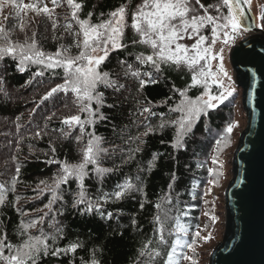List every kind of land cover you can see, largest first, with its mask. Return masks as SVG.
<instances>
[{
    "label": "snow or ice",
    "instance_id": "snow-or-ice-1",
    "mask_svg": "<svg viewBox=\"0 0 264 264\" xmlns=\"http://www.w3.org/2000/svg\"><path fill=\"white\" fill-rule=\"evenodd\" d=\"M250 3L251 0H213L206 6L201 0H136L135 3L133 0H122L107 12L97 14L94 11L96 5H93V10L84 12L86 0H0V15L5 9H10L3 20L13 21L10 26L0 22V62L11 58L21 73L35 67L26 85H31L33 81L43 85L48 75L47 90L38 101H33L34 107L29 110L28 123L32 124V128L28 129V134L32 139L49 137L48 151L43 152L44 163L58 166L50 181L41 180L33 189L36 195L30 197L37 199L49 194L43 208L36 209L43 215L26 222L21 219L15 243L9 240L6 229L0 231V264H42L48 257L75 254L82 247L80 243L73 242L64 247L57 244L64 233L57 216L64 214L67 205L65 196L72 195L71 208L80 215L96 213L101 219L111 220L113 213L105 212L104 205L134 193H143L144 181L140 173L145 168L138 166L135 177L126 176L111 191L103 190L104 177L118 173L125 165L135 161L136 154L146 143L144 138L149 134L162 133L171 128L174 130L173 139L169 142L171 147L177 152L187 150V138L201 117L210 119L211 111L234 96L233 77L224 63L225 51L252 30L245 23L252 19L247 7ZM38 20L47 21L46 31L51 32V40L57 45L54 52L46 51L40 43L36 30ZM260 20L262 23L256 26L264 28V16ZM17 33L22 34L23 39ZM65 37H70L71 42L64 43ZM186 40L192 43L183 42ZM113 52L124 53L123 58L117 60L119 71L104 69ZM167 71L181 72L188 77L183 88L173 84L170 89L172 95L163 102L168 113L176 114L171 117L154 110L155 106L146 97L141 99L144 88L158 83ZM57 79L60 82L53 85L51 81ZM3 84L0 77V93L7 97ZM192 89H197L198 94L190 96ZM109 90L112 103H108L106 97ZM60 93H63L64 100L62 108L42 109L46 101L55 105V97ZM177 94L178 100L174 99ZM121 97L124 101L131 98L134 102V109L129 113L131 125H125L119 133L114 125L113 132L122 144L106 147L105 138L96 134L95 125L110 119L103 109H117L121 106ZM168 101H173V104H168ZM65 109L69 112L74 109L75 114L58 115ZM37 110L44 112L42 123H33ZM152 118H157L158 123L153 124ZM20 119L16 117L18 132L24 127L18 123ZM54 120L59 121V127H50ZM131 127L137 129L135 134L129 131ZM237 128L239 122L235 120H227L219 130L205 128L214 143L209 155L211 166L205 161L196 164L197 168H206L208 176L202 199L211 195L212 187L219 186V180L224 175L221 156L231 146L232 134ZM77 130L78 134L73 136ZM69 138L79 148L80 159L76 163L57 158L56 140ZM24 139L25 136L17 139L16 152H20ZM29 151L34 153L39 150L29 145ZM17 158L12 157L13 160ZM155 159L154 156L148 163V170L153 167ZM108 160L112 161V166H103ZM20 171L17 165L10 180L0 182V209L15 207L19 203L21 197L9 201L8 194L16 191ZM89 177H95L101 185L95 196L88 194L84 183ZM171 179L175 181V173ZM71 182L76 183L75 191L71 189ZM197 187V183L193 182V198ZM168 188L172 190L173 183L170 182ZM163 199L167 204H173L170 195ZM205 203L208 201L205 200ZM154 207L161 209L160 204ZM174 207L175 216L169 215L172 208L164 211L163 216L156 214L153 236L142 243L133 264H184L185 261L199 264L197 245L208 243L213 238L212 233L202 235L208 227L205 225L204 229L197 227L192 238L188 239L190 225L182 221L188 210H181L178 200ZM140 208H144L143 203ZM16 211L20 217L29 215L18 207ZM204 215L213 224L218 220L208 211ZM46 222L51 232L44 229ZM4 224L5 221L0 219V225ZM132 224L136 225V221L133 220ZM32 229H37L38 234H33ZM99 251L93 248L89 258H82L80 264H102L97 255ZM74 260L73 255L69 264H74Z\"/></svg>",
    "mask_w": 264,
    "mask_h": 264
},
{
    "label": "trees",
    "instance_id": "trees-1",
    "mask_svg": "<svg viewBox=\"0 0 264 264\" xmlns=\"http://www.w3.org/2000/svg\"><path fill=\"white\" fill-rule=\"evenodd\" d=\"M121 2L122 0H86L84 12L93 10V5H96L94 11L97 14L101 11L107 12ZM135 2L136 0H133V3ZM201 2L207 6L213 0H201ZM0 22L9 26L13 23L11 19L4 21L3 15H0ZM36 25L34 27L38 31L40 43L46 51L54 52L57 45L51 40V32L46 31L47 21L38 20ZM17 34L20 36V39H23L22 34ZM29 34H31L30 31ZM70 42L71 38L65 37L64 43ZM123 56V52L111 53L109 59L105 62L104 69L119 71L117 60L123 58ZM35 70V67H33L31 70L21 73L17 70L16 63L11 58H6L3 62H0V77L4 81L2 86L8 92L7 97L3 93H0V182L10 180L17 165L21 169L19 175L20 182L16 185V191L14 193L9 192L8 194L9 201H15L17 196L21 197L19 203L15 207L8 206L0 209V219L5 221L4 225H0V231L6 229L8 238L13 243L18 241L17 225L21 219L26 222L31 218L43 215V213L37 212L36 209L43 208L44 204L48 201L49 194H45L37 199H30V197L36 195V192L33 191L35 186L41 180L50 181V178L58 167L55 164L48 165L44 163L46 158L43 156V152L48 151L49 137L32 139L28 134V129L32 128V124L28 123L29 110L34 107L33 101H38L40 95L47 90L46 86L49 83L48 75L46 74L43 85L37 84L35 81L31 85H26L31 72ZM187 78L184 73L167 71L158 83L149 84L144 88L141 99L146 97L155 106L154 110L164 112L168 117L174 116L176 114L168 113L167 105L163 102L168 96L172 95L170 91L172 85L175 84L177 87L183 88ZM57 82L60 81L58 79L51 81L53 85ZM132 93L133 95L135 94L134 84L132 85ZM197 94V89H192L189 92L190 96ZM62 97L63 93L55 97V105L46 101L42 105V109L51 110L54 106L62 108L64 103ZM106 97L108 103L113 102L110 90L106 92ZM120 99L121 106L117 109H103L106 114H109L110 119L98 122L95 125L96 134L105 138L106 147L122 144V140L113 132L114 125L117 128V133L125 125H131L129 113L134 109V102L131 98L127 101H124L123 97ZM174 99L178 100V94ZM68 102L71 104V98H69ZM168 104H173V101H168ZM43 114V111L37 110L33 123H42ZM71 114H75L74 109L71 112L65 109L61 113H58V115ZM234 115L233 104L226 101L218 109L209 113L210 119L201 117V120L193 129V133L187 138L186 151L181 150L177 152L171 147L169 142L172 141L174 136V130L171 128H166L162 133L157 132L145 137L146 143L142 146V150L136 154L135 161L129 165H125L118 173L109 174L104 177L103 190L111 191L115 184L123 182L126 176L135 177L138 166L145 168V171L140 173L144 181L143 193H134L120 201L104 205L103 210L105 212L113 213L111 220L106 218L101 219L96 213L92 215H80L75 209L71 208L72 195H66L65 200L67 201V205L64 208V214L57 216L60 225L64 229L63 238L59 239L57 244L60 247H64L70 243L78 242L82 247L78 248L75 254L62 255L60 258H45L42 264H69V260L73 255L75 258L74 264H80L82 258L85 260L89 258L93 248L100 250L97 255L101 259L102 264H133L136 259V253L142 246V243L153 236L156 214L160 213L163 216L164 211L172 208V212L169 215L175 216L177 212L174 205L177 200L179 201V208L181 210H188V215L183 217L182 221L190 225V232L187 238L191 239L192 233L197 230V227L201 226V222H199L200 216H205L204 208L207 203H205L204 198L206 201H210V205L213 206L212 200L216 199L213 189L220 187L225 180L224 176H222L219 180V186L212 187L211 195L203 197V199L201 198L208 176L206 168H197L196 164L205 161L208 166H211L209 155L214 143L212 135H209L205 131V128L219 130L227 120L237 121ZM18 116L21 117L18 123L24 125V127L19 129V132L16 128V117ZM152 123H158V119L152 118ZM50 127H59V121L54 120L50 123ZM129 131L135 134L137 129L131 127ZM76 134H78V130L73 133V136ZM6 136L8 137L7 139ZM20 136H25V139L20 145V152H16V141ZM234 141L235 135L232 134V143ZM29 145H33L39 151L30 153ZM55 147L58 159H67L71 163L79 161V148L72 138L67 140L57 139ZM229 148L226 150H229ZM13 156L18 158L13 160ZM154 156L156 159L153 162V167L151 170H148V163L152 161ZM103 166L111 167L112 161H106ZM173 173L176 176L175 181L171 179ZM170 182L173 183L172 190L168 188ZM193 182H196L198 185L195 198H193L191 191ZM84 183L88 194L91 196H95L97 188L101 187L95 177L86 178ZM70 186L73 191L76 190L75 182H71ZM168 195L173 198V204H167L164 201L163 198ZM141 203L144 204L143 209L140 208ZM155 204H160L161 209H156L154 207ZM17 207L29 213V215L20 217L16 211ZM55 207H59V205ZM210 213L212 214V209ZM133 220L136 221L138 228L132 224ZM44 229L49 232L52 231L47 227V222L44 225ZM31 232L38 234L37 229H32ZM208 232H211L212 236H214L215 230L210 229V226H208L205 231H202V235H207ZM202 243L200 242L197 245L198 262L200 256L199 248Z\"/></svg>",
    "mask_w": 264,
    "mask_h": 264
},
{
    "label": "water",
    "instance_id": "water-1",
    "mask_svg": "<svg viewBox=\"0 0 264 264\" xmlns=\"http://www.w3.org/2000/svg\"><path fill=\"white\" fill-rule=\"evenodd\" d=\"M248 14L252 19L245 23L252 30L228 54L246 126L233 151L224 193L222 242L212 250L209 264H264V30L256 26L251 10Z\"/></svg>",
    "mask_w": 264,
    "mask_h": 264
},
{
    "label": "rangeland",
    "instance_id": "rangeland-1",
    "mask_svg": "<svg viewBox=\"0 0 264 264\" xmlns=\"http://www.w3.org/2000/svg\"><path fill=\"white\" fill-rule=\"evenodd\" d=\"M25 2H28V0H25ZM251 9L252 13L255 15L257 24H261L262 21L260 20L261 16H264V0H251L250 5H248ZM9 9H5L3 12V16H6ZM262 28V27H260ZM264 30V28H262ZM238 39L236 43L239 41ZM186 43H192V41H183ZM235 43V44H236ZM219 47V44L217 45ZM230 49H226L225 51V59L224 63L229 71V73L233 77V72L229 64L228 60V54ZM233 86L235 88L234 96L230 98L229 102L233 104V110L235 112L234 117H236V120L239 122V128L235 129L233 134L235 135V141L232 143L229 150H226L222 154V162L224 164V183L221 184L220 187L213 189V193L215 194L216 199L212 200L213 206L210 205V201L206 204L204 208V212L208 211L210 212L212 209V214L217 215L218 220L215 224L212 223L211 219L208 216H200L201 226L199 228H204L205 225L210 226V229L212 228L215 230L213 238L208 243H202L201 247L199 248V264H209V258L212 253V250L217 246L218 243L222 241V235L224 231V223H225V197L224 193L226 190V187L232 177L231 173V162H232V155L233 151L237 145L238 138L241 134V132L244 130L246 126V118L244 115V112L242 110L241 106V91L240 89L236 88L234 78H233ZM8 137L6 136V139ZM205 201V198H204ZM184 264H188V262H184Z\"/></svg>",
    "mask_w": 264,
    "mask_h": 264
}]
</instances>
